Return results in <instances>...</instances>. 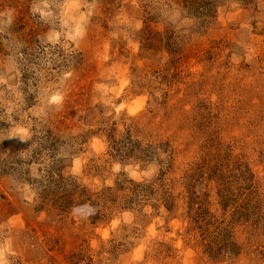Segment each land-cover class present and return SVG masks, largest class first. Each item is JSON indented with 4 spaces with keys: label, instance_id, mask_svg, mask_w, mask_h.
<instances>
[{
    "label": "rangeland",
    "instance_id": "obj_1",
    "mask_svg": "<svg viewBox=\"0 0 264 264\" xmlns=\"http://www.w3.org/2000/svg\"><path fill=\"white\" fill-rule=\"evenodd\" d=\"M0 264H264V0H0Z\"/></svg>",
    "mask_w": 264,
    "mask_h": 264
}]
</instances>
